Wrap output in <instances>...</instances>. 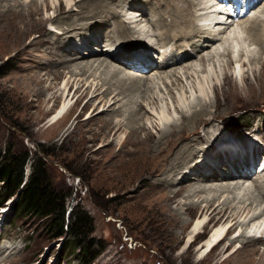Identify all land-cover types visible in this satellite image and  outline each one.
<instances>
[{
  "label": "bare ground",
  "instance_id": "obj_1",
  "mask_svg": "<svg viewBox=\"0 0 264 264\" xmlns=\"http://www.w3.org/2000/svg\"><path fill=\"white\" fill-rule=\"evenodd\" d=\"M22 1L0 0V38L14 35L18 47H24L26 39L37 32L43 37L40 35L39 41L35 37L31 38L28 47H47L53 59L48 64H37L39 67L28 74L29 80L35 84L34 88H38L35 90L28 86V110L40 109L49 114L58 104L59 111L54 114L49 128L61 126L77 107L79 99H75V104L73 100L78 92L89 95L85 108L91 107V112L86 121H98L99 130L86 138L78 135L76 127L70 131L74 122L68 131L57 136L64 138L63 141L84 144L100 141L104 145L94 154L107 152L111 160H116L109 167L111 175L107 178L118 184L128 178L129 185L141 180L139 187L148 188L145 198L149 203L154 202L160 224L166 226L165 231L173 241V249L177 247L174 242L184 238L188 230L189 242L194 231L204 221H212L215 225L217 221L213 219L219 218V224H208L212 226L211 236L198 248L197 254L204 253L200 257V264H207L204 262L236 230L239 236L227 248H223L220 254L225 255L230 247L240 241L242 246L223 261L214 264H228L231 260H235L231 262L233 264H264V213L258 211V201L264 200V192H261L262 187L258 183L264 179V175L261 176V173L254 177L257 179L254 180L256 189L257 186L260 189L259 196L249 192L251 189L244 190L246 181H242V178L248 180L251 170L257 163L260 164L262 148L246 140L241 141L239 134L231 136L228 129L217 133L219 126L214 122L216 117L212 112L208 113V102L203 97L204 84L208 83V76H205L208 75L207 70H199V63L202 62L214 66V58L223 47L218 44L226 41L229 49L236 44L234 52H239L236 58L232 49L228 51L227 65L239 64L240 69L248 65H259L254 74H258L256 79L264 82V39L254 38L258 37L254 31L264 35L263 0H258L250 10V16L240 20L241 24L237 25L225 24L223 15L218 13L222 7L225 10L232 3L231 0L222 7L216 4V0H116L112 4L107 0ZM139 1L144 5L150 4V10L156 9L152 4H157L158 11H152V18L148 17L147 9ZM25 3H28L27 12L25 7L22 8ZM169 5H174L172 11L164 9ZM43 10L46 13L52 11L53 15L37 19ZM129 12H133L131 17H128ZM189 12L195 13L193 29L188 23L191 18ZM107 20H115L116 23L111 33L108 31L113 30L111 23L97 25ZM144 23L150 25L148 30L143 29ZM245 24L253 26L245 30ZM46 25L53 29L45 33L43 29ZM234 26L238 30L234 31ZM220 37L223 40H219ZM104 39L111 42H105L106 45L102 47L100 43ZM154 40L159 55L154 51ZM127 41L135 43L128 44ZM123 42L127 45H123ZM184 42L188 46H183ZM171 43L174 49L170 50V55L164 54L161 49ZM217 45L220 47L217 51L206 53L207 48L210 50ZM254 46L260 48L254 52ZM190 47L198 50L195 55ZM83 50L86 53H82ZM154 62L158 68L145 75L153 68ZM121 66H124L125 71L128 69L138 76L126 73ZM167 66L174 67L168 71ZM231 74L234 78L235 73ZM231 77L225 76V79L230 80ZM62 78L63 87L58 89L56 82ZM239 78L241 83L248 82L245 72ZM184 82L188 87L184 86ZM173 87L178 90L177 94L172 90ZM72 88L76 91L70 98ZM165 92L167 96L164 97L162 94ZM193 96L197 99L194 100ZM52 101L54 104L49 108ZM67 107L68 110L60 116ZM202 122L208 124L204 136L198 133ZM262 126L264 128V124ZM151 129H155L156 135L152 134ZM121 134L126 137L119 141ZM46 138L53 140L50 136ZM239 142L241 149H233L240 146ZM230 144L232 147L228 146ZM116 146L120 148L114 153L113 148ZM128 146L132 149H127ZM104 148L109 150L104 151ZM105 174L107 176L108 172ZM241 189L244 193L238 196L237 191ZM182 211L190 216L195 213L197 218L186 222ZM259 232L262 236L257 237ZM258 243L263 245L259 246ZM211 246L212 250L205 255ZM13 259L6 264L12 263Z\"/></svg>",
  "mask_w": 264,
  "mask_h": 264
},
{
  "label": "rangeland",
  "instance_id": "obj_2",
  "mask_svg": "<svg viewBox=\"0 0 264 264\" xmlns=\"http://www.w3.org/2000/svg\"><path fill=\"white\" fill-rule=\"evenodd\" d=\"M23 1L27 2V0ZM107 1L112 4L116 0ZM254 1L250 0V3ZM14 2H10V4L15 5ZM124 2L126 1L124 0ZM139 2L145 10L147 9L146 13L150 18L154 14L152 11H158L157 4H152L156 9L150 10L148 8L150 4L144 5L141 1ZM262 3L264 5V0ZM27 4L25 3L22 7H25V12L28 11ZM160 6L162 7V5ZM222 6H225V4H222ZM173 7L174 5H169L164 9L172 11ZM52 15V11L46 13L43 10V13L38 15L37 19H43ZM132 15L133 12L128 14V17ZM194 15L195 13L191 12L190 17L192 19H188V23L192 29L194 27ZM128 20L126 19V21ZM105 23H111L113 30L109 29L110 33L114 31L115 20H107L106 22L96 24L105 25ZM251 25L245 24L243 28L250 30V27L252 28L253 26ZM142 26L143 24L140 27L142 28ZM149 27L150 25L144 23L143 29L148 30ZM50 29L53 28L46 25L43 31L46 33ZM236 29L234 26L233 30L235 31ZM101 31L104 33L102 29ZM254 34L258 36L254 37L256 40L260 38L264 39L263 34L255 31ZM40 35L36 32L31 35L32 37L27 38L25 42L27 44H25L26 47H22L23 45L18 47V41L13 38L14 35L12 37L3 36L0 38V154L3 156L8 151L18 156L28 154V159L24 166V182L30 177L34 168L37 167V169L45 174L52 189L67 196L65 198L66 225L70 212L73 216L70 224H73L76 219H82L84 222L83 237L92 243L94 250L99 253V256L92 264H200V257L204 253L197 254L198 248L201 244H204L212 226L208 225L207 229L204 230L205 234L197 241L200 242L190 247H188L187 236L188 232H190L188 230L184 238L174 242L177 247L173 249V241H171L165 231L166 226L163 227L160 224L161 220L155 212L154 202L149 203L150 201L145 198L148 188L145 186L139 187L141 180L129 185L130 180L128 178L119 184L111 178H107L111 175L109 167L113 166L116 160H111L107 152L98 155L94 154L95 151L100 149L101 145H104L100 141L95 143L87 142L86 144L74 141L69 142L67 140L65 142L63 141L64 138L61 139L60 136H57L59 133L62 134L68 131L74 122L75 125H73L70 131H73L76 127L75 131L78 135L86 138L99 130L98 121H86L87 115L91 112V107L85 108L90 98L89 95H82V92H78V95L73 100V104L78 99L79 103L61 126L49 128L54 114L59 111L60 105L58 104H56V107L49 114L44 112V110L40 111V109L28 110V86L30 88H34L35 86L29 80L28 74L39 67L37 64H48V62L53 61L49 50H46L47 47L39 45L28 47V43L34 37L39 41ZM245 35L247 36V34ZM41 36L43 37V35ZM221 39L220 37L219 40ZM103 41V43H100L102 47L106 45L105 42H111V40L107 41L105 39ZM127 43L123 45H127ZM132 43H135V41L128 44ZM153 44L155 53L159 55V49L155 40ZM220 44L223 47L219 50L220 54L214 58V66H209V63L204 65L203 63L205 62L199 63L200 66L198 65L199 70L206 69L208 74H205L206 77L208 76V83L204 84L205 92L203 97L208 102V113H213V116L216 117L214 122L219 126L217 127L219 132L217 133L220 134L224 132L223 130L228 129L231 136L232 134H239L241 141L246 140L262 148L260 152V164L257 163L254 166L251 173H249L250 176L247 177L248 180L242 178V181H246L244 190L249 191L251 189L252 191L250 190L249 192L255 196H259L260 189L258 186V190L256 189L254 182L257 180L255 178L260 176L261 173H263L261 176L264 175V171L261 172L264 161V128L262 126L264 124V82L256 79L258 74H254V71L259 69V65H253L252 67L248 65L242 68L243 71H241L242 69H240L241 66L239 65V74H237L235 63L231 66L227 65L229 62L228 51L231 49L233 51L236 44L231 49L228 48L229 43L227 45L226 41L224 43L219 42L218 45L221 46ZM185 45L188 46V43L184 42L183 46ZM218 45L210 50L207 48L208 51L206 50V53L217 51L220 48ZM97 46H94V48ZM174 47L173 43H171L165 49L159 48L164 54L170 55V50L174 49ZM190 48L192 54L195 55L198 50ZM258 48L260 47L254 46L252 47V51L255 52ZM81 52L86 53L85 50ZM237 53L239 52H236V58L238 57ZM156 57L157 55H155V59H157ZM181 59L185 61V58L182 57ZM50 66L52 65L50 64ZM154 66L145 75H149L153 69L158 68ZM167 67L168 71H170L174 66ZM122 68L125 71L124 66ZM125 72L130 73L128 69ZM243 72L248 76L247 83H241V79L239 78ZM231 73H235L234 78L230 76L232 75ZM130 74H133V72L131 71ZM133 76L138 75L134 72ZM225 76L231 77L230 80H226ZM237 76L238 79L236 78ZM63 81L64 78L56 82L58 89L63 87ZM161 86L164 85L162 84ZM184 86L188 87L185 82ZM34 89L38 88L35 87ZM172 90H174L175 94L178 93L175 87ZM75 91V88H72L70 98H72ZM162 95L164 97L167 96L166 92ZM75 99L77 100L75 101ZM193 99L196 100L197 98L195 99L193 96ZM193 99L192 101H194ZM53 104V101L50 102L49 108ZM46 109L48 110V108ZM172 109L173 113L174 108ZM151 122L153 123L154 121L152 120ZM151 122L148 123L149 126L152 125ZM206 126H208L206 122H202L199 125L198 133H201L200 135L204 136L203 133ZM151 130L154 135L156 133L155 129ZM256 131L258 132L255 134ZM48 136L53 140H47L46 137ZM125 137V134H121L118 140H124ZM141 137L144 138L145 135L142 134ZM239 145V147L235 146L233 149L240 150V142ZM228 146L232 147L231 144ZM119 148V146L114 147L113 152L117 153ZM126 148L132 149L130 146ZM103 150L107 151L109 148H104ZM107 172L108 175L106 176L105 173ZM238 178L239 176L236 177V179ZM258 184L262 187L261 192H264V179ZM239 191H237L238 193L236 192L237 195H243L242 189ZM16 196L17 194L7 196L3 183H0V264H6L8 260L11 261L13 258L14 261L8 264H83L75 256V253L71 252V249L69 251L67 249L74 237L71 234H65L61 238H56L54 232H52V228L47 225L50 219L21 215L18 211ZM258 202L260 203L258 211L262 214L264 213V200L262 199ZM181 213L183 220L186 222H192L197 218V214L195 215V213L192 216L184 211ZM213 221H217L215 225L219 224V218L213 219ZM237 235L238 230L233 231L222 246L204 263L214 264L215 262H221L235 249L242 246L240 241L239 244L237 243L233 247H230L225 255L220 254L223 248H227ZM258 244L259 246L263 245V243ZM196 245L198 246L196 247ZM262 249L264 251V248ZM243 250L245 251L246 248ZM243 250L241 251L244 252ZM234 261L231 260L228 264H233Z\"/></svg>",
  "mask_w": 264,
  "mask_h": 264
},
{
  "label": "trees",
  "instance_id": "obj_3",
  "mask_svg": "<svg viewBox=\"0 0 264 264\" xmlns=\"http://www.w3.org/2000/svg\"><path fill=\"white\" fill-rule=\"evenodd\" d=\"M27 159L28 154L18 156L11 151L3 156L0 154V183H3L6 195L17 194L18 211L21 215L50 219L47 225L52 228L56 238L71 234L74 238L67 247L68 251L71 249L83 264H92L99 253L94 250V245L83 237L84 222L82 219H76L70 224L73 217L70 212L66 225L67 196L52 189L45 174L37 167L24 182V166Z\"/></svg>",
  "mask_w": 264,
  "mask_h": 264
},
{
  "label": "snow or ice",
  "instance_id": "obj_4",
  "mask_svg": "<svg viewBox=\"0 0 264 264\" xmlns=\"http://www.w3.org/2000/svg\"><path fill=\"white\" fill-rule=\"evenodd\" d=\"M239 64L236 65V68H237V74H239Z\"/></svg>",
  "mask_w": 264,
  "mask_h": 264
}]
</instances>
